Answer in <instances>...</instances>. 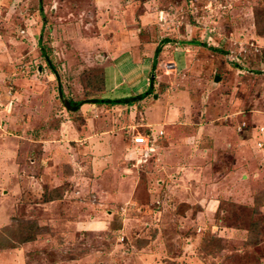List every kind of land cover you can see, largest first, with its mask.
Segmentation results:
<instances>
[{"label": "rangeland", "instance_id": "374dc122", "mask_svg": "<svg viewBox=\"0 0 264 264\" xmlns=\"http://www.w3.org/2000/svg\"><path fill=\"white\" fill-rule=\"evenodd\" d=\"M0 264H264V0H0Z\"/></svg>", "mask_w": 264, "mask_h": 264}, {"label": "built area", "instance_id": "2783aa9c", "mask_svg": "<svg viewBox=\"0 0 264 264\" xmlns=\"http://www.w3.org/2000/svg\"><path fill=\"white\" fill-rule=\"evenodd\" d=\"M166 68H171L174 66V62H167L165 63ZM153 141L152 138H150V131H147L145 135L142 134H134L132 135V142L136 144H143L142 145V153L141 158H147L151 155V153L155 150V147H153ZM150 143V144H149Z\"/></svg>", "mask_w": 264, "mask_h": 264}, {"label": "trees", "instance_id": "16d2710c", "mask_svg": "<svg viewBox=\"0 0 264 264\" xmlns=\"http://www.w3.org/2000/svg\"><path fill=\"white\" fill-rule=\"evenodd\" d=\"M151 92V88L149 89H147V90H145L144 92H140V93H138V94H136L135 96H132V97H123V98H117V99H109V98H107V99H101V98H99V99H96L97 101H103V100H107V101H109V103L110 104H114V103H123V102H129V101H133L134 99L136 100V99H141L142 97H144L146 94H149ZM95 99H93L92 101H94ZM95 100V101H96ZM81 100H79V102H80ZM78 102V103H79Z\"/></svg>", "mask_w": 264, "mask_h": 264}, {"label": "water", "instance_id": "95a60500", "mask_svg": "<svg viewBox=\"0 0 264 264\" xmlns=\"http://www.w3.org/2000/svg\"><path fill=\"white\" fill-rule=\"evenodd\" d=\"M218 79H219V76L216 75L215 78H214V80H218ZM149 87H151V86H149ZM154 96H156V94Z\"/></svg>", "mask_w": 264, "mask_h": 264}, {"label": "crops", "instance_id": "0c3cea01", "mask_svg": "<svg viewBox=\"0 0 264 264\" xmlns=\"http://www.w3.org/2000/svg\"><path fill=\"white\" fill-rule=\"evenodd\" d=\"M113 95V94H112Z\"/></svg>", "mask_w": 264, "mask_h": 264}]
</instances>
